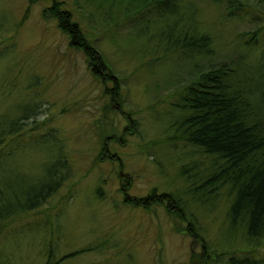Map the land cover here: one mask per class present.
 Wrapping results in <instances>:
<instances>
[{"label":"rangeland","instance_id":"1","mask_svg":"<svg viewBox=\"0 0 264 264\" xmlns=\"http://www.w3.org/2000/svg\"><path fill=\"white\" fill-rule=\"evenodd\" d=\"M63 1L108 64L102 73L56 19L43 16L50 0H0V121L36 108L20 114L17 135L0 147V155L10 153L0 156V176L29 177L58 153L70 167L40 208L3 229L0 264H45L50 252L56 258L78 250L62 264H205L212 253L224 254L208 264H227L232 254L264 261V246L231 231L226 204L195 210L205 249L164 204L131 203L176 186V155L163 144L175 91L198 68L239 59L249 68L260 60L264 0H180L183 21L211 37L210 54L194 58L159 48L167 16H103L100 0ZM106 73L120 88L114 99Z\"/></svg>","mask_w":264,"mask_h":264},{"label":"trees","instance_id":"2","mask_svg":"<svg viewBox=\"0 0 264 264\" xmlns=\"http://www.w3.org/2000/svg\"><path fill=\"white\" fill-rule=\"evenodd\" d=\"M50 2L43 16L57 20L71 37L72 45L84 51L95 73H102L104 67L107 70L108 64L93 46V39L73 19L72 8L63 0ZM97 5L103 16H167L162 36L158 37L159 48L163 45L166 52L183 50L189 58L210 54L211 37L197 30L193 22L183 21L186 14L180 0H100ZM250 65L245 68L239 59L198 68L190 82L175 91V114L166 123L163 144L176 155L177 177L170 182L176 186L161 194L153 190L147 197L131 202L145 207H149L148 200L164 204L176 218L186 222V229L202 240L205 249L209 247L199 231L195 210L212 212L221 204L227 205L226 219L232 232L242 231L253 247L264 246V53ZM106 79L115 84H106L105 90H111L114 99L119 95L118 82L109 73ZM35 109L29 106L20 114L27 118ZM20 114L0 121V147L8 136L17 135V127L22 125ZM9 154L5 151L0 156L5 160ZM50 159L44 171L30 168L29 177L20 171L10 178L0 176V234L11 222L40 208L68 179L67 159L60 153ZM82 251L56 258L50 252L45 264H62ZM223 254H210L205 264ZM226 259L227 264H264L249 255L232 254Z\"/></svg>","mask_w":264,"mask_h":264}]
</instances>
